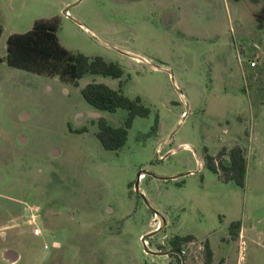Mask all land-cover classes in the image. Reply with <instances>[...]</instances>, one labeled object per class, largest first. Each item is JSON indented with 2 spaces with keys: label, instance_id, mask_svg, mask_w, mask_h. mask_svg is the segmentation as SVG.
Instances as JSON below:
<instances>
[{
  "label": "rangeland",
  "instance_id": "obj_1",
  "mask_svg": "<svg viewBox=\"0 0 264 264\" xmlns=\"http://www.w3.org/2000/svg\"><path fill=\"white\" fill-rule=\"evenodd\" d=\"M76 1L0 0L17 30L31 12L56 14L66 49L122 69L78 85L0 69V264H181L159 252L187 235L185 264H203L206 241L212 264H264V0ZM91 82L149 109L117 150L99 120L118 127L128 112L91 106ZM235 145L244 187L204 163Z\"/></svg>",
  "mask_w": 264,
  "mask_h": 264
},
{
  "label": "trees",
  "instance_id": "obj_2",
  "mask_svg": "<svg viewBox=\"0 0 264 264\" xmlns=\"http://www.w3.org/2000/svg\"><path fill=\"white\" fill-rule=\"evenodd\" d=\"M263 15L264 7L258 16ZM60 21L57 16L40 18L26 32L10 34L6 39V55L0 58L8 65L39 75L55 76L61 81L78 85L84 73L102 74L118 78L122 75L121 67L115 62H107L100 56L88 57L82 53H74L62 46L57 32ZM2 28L0 26V36ZM84 99L98 110L115 111L124 108L128 115L121 126L113 127L103 119L99 120L97 137L106 150L121 148L127 138L128 128L136 115L146 116L149 109L140 99H130L121 90H115L103 83L91 82L81 89ZM85 128L79 129L84 131ZM223 157L226 159L223 160ZM204 163L208 169L215 172L224 181H233L239 187H244L246 175V159L240 146L222 148L217 155L207 152ZM240 224L233 221L230 224V234L234 238L238 234ZM191 235L177 236L171 241V246L181 250V242L192 241ZM203 264H212V250L209 243H203ZM176 255L181 261L179 255Z\"/></svg>",
  "mask_w": 264,
  "mask_h": 264
},
{
  "label": "crops",
  "instance_id": "obj_3",
  "mask_svg": "<svg viewBox=\"0 0 264 264\" xmlns=\"http://www.w3.org/2000/svg\"><path fill=\"white\" fill-rule=\"evenodd\" d=\"M8 1V4L9 5H12V0H7ZM71 1L72 0H60V2H61V6H60V9H62V7L65 5V6H67L69 3H71ZM79 1H81V0H77L74 4H76L77 2H79ZM116 1H122V2H126V3H129V4H131V3H135L136 1H138V0H116ZM67 9V7L63 10V11H67L66 10ZM68 12V11H67ZM32 13V14H31ZM30 14L32 15V17H30V19L29 20H27L26 21V27L23 29V30H17L11 23H8L7 21H5L4 19H2V17H1V14H0V26H1V28H2V32H1V36H0V38L4 35V34H6V39H7V37L10 35V34H13V33H23V32H26V31H28L29 29H31L32 28V26H33V23H34V21L35 20H37V19H40V18H51V17H53L54 15H56V14H47V11L45 12L46 14H44V15H41V14H35V12H31ZM67 15H69V12L66 14L65 13V16L67 17ZM66 17H64V18H66ZM68 17H70V16H68ZM75 22H78V20H74ZM57 36H58V32H57ZM58 40H59V37H58ZM60 42V41H59ZM61 44V43H60ZM62 45V44H61ZM63 46V45H62ZM5 57V55L3 54V55H0V58H4ZM136 60H138V58L136 59ZM4 64H6V62L4 61V60H2V61H0V69H3V66H4ZM10 66V65H9ZM21 70V69H20ZM53 77H56V78H58L59 80H60V78L57 76V75H55V76H53ZM227 148H230V147H227ZM244 153V152H243ZM213 156H215V155H213ZM245 156V155H244ZM228 182H230V181H228ZM232 182V181H231ZM14 202L15 203H19V202H17V200L16 199H14ZM25 203V202H24ZM158 226V224L154 227V228H156ZM238 235H239V237H241V230L239 229V231H238ZM211 248V247H210ZM211 250H212V254H213V256H212V263L214 262V251H213V249L211 248Z\"/></svg>",
  "mask_w": 264,
  "mask_h": 264
},
{
  "label": "water",
  "instance_id": "obj_4",
  "mask_svg": "<svg viewBox=\"0 0 264 264\" xmlns=\"http://www.w3.org/2000/svg\"><path fill=\"white\" fill-rule=\"evenodd\" d=\"M138 175H140V173H138ZM159 253L166 254V255L169 254V253H176L181 258V264H185V257L183 255L182 251L179 250V249L170 248V249H168L166 251L159 252Z\"/></svg>",
  "mask_w": 264,
  "mask_h": 264
},
{
  "label": "built area",
  "instance_id": "obj_5",
  "mask_svg": "<svg viewBox=\"0 0 264 264\" xmlns=\"http://www.w3.org/2000/svg\"><path fill=\"white\" fill-rule=\"evenodd\" d=\"M65 13L67 14L68 12L66 11ZM255 64H256V63H255L254 60H251V61H250V65H251V66H255ZM34 232L37 233V232H38V229L35 228V229H34Z\"/></svg>",
  "mask_w": 264,
  "mask_h": 264
},
{
  "label": "flooded vegetation",
  "instance_id": "obj_6",
  "mask_svg": "<svg viewBox=\"0 0 264 264\" xmlns=\"http://www.w3.org/2000/svg\"><path fill=\"white\" fill-rule=\"evenodd\" d=\"M171 248H173L172 246H171ZM170 249V248H169ZM168 250V249H167ZM176 254V253H175ZM168 255V254H167Z\"/></svg>",
  "mask_w": 264,
  "mask_h": 264
}]
</instances>
